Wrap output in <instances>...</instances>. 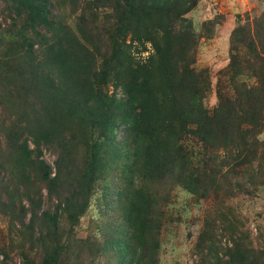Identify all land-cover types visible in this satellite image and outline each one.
<instances>
[{
	"label": "rangeland",
	"instance_id": "374dc122",
	"mask_svg": "<svg viewBox=\"0 0 264 264\" xmlns=\"http://www.w3.org/2000/svg\"><path fill=\"white\" fill-rule=\"evenodd\" d=\"M51 2L32 49L0 0V264L53 251L45 211L58 264H264V0ZM144 68L156 134L130 111Z\"/></svg>",
	"mask_w": 264,
	"mask_h": 264
},
{
	"label": "trees",
	"instance_id": "16d2710c",
	"mask_svg": "<svg viewBox=\"0 0 264 264\" xmlns=\"http://www.w3.org/2000/svg\"><path fill=\"white\" fill-rule=\"evenodd\" d=\"M24 5L29 9V26L32 30L36 31L37 34H39L40 37L43 36V40H34L30 42L29 47L34 48L37 44L39 47L41 46H46L48 42V37H44V33H40L38 31H41L39 28H43L46 26H53V16H54V4L51 2V0H23ZM57 28V27H56ZM56 28H53V34L55 39V43L58 45L55 46L56 48L55 56L51 59V62L58 60H69V52L72 53L73 46H70V41H66V39L69 40L68 38V33H62L58 34V31H55ZM240 31V30H239ZM58 34V35H57ZM249 37V36H248ZM112 38V37H111ZM245 44L249 46V50L252 52H257V50H261L258 48V45L255 41L251 42H246ZM264 57V51L261 53ZM264 62V58H263ZM41 64L39 67L41 68ZM144 72H142L138 77H137V85H134L135 87L137 86L136 90V100L138 104H133V107L130 109L131 112L136 114V117L139 119L138 124L140 127H148V130H151L152 132L155 131L156 128V123H158L157 117L161 114L159 106L160 104L158 103V100L155 98L148 97L149 95L155 94L160 86L158 77L155 75L154 72L150 71L149 69L144 68ZM264 80V76H263ZM135 91V90H134ZM137 108L139 109V113L136 112ZM157 130L155 131L156 134ZM96 164V163H95ZM44 178L45 179H51V172H49L48 168L46 166L44 167ZM56 178H52L50 181L51 186L56 185V181L54 180ZM44 216L46 217V224L49 228L54 229V233H52L51 238L56 239V247H54L53 251L51 253L46 254V256L42 259L41 262H38L37 259L33 258H28L26 259V262L28 264H58V261L60 260L61 257V251L64 246V243L62 244L61 242V237L56 236L57 230H58V224H59V217L61 214L59 211H56L55 214H51L49 211L44 212Z\"/></svg>",
	"mask_w": 264,
	"mask_h": 264
}]
</instances>
